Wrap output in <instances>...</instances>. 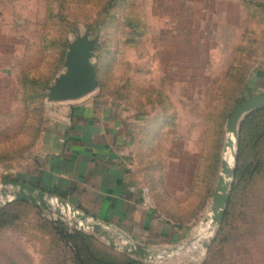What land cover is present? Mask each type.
<instances>
[{
    "label": "rangeland",
    "instance_id": "1",
    "mask_svg": "<svg viewBox=\"0 0 264 264\" xmlns=\"http://www.w3.org/2000/svg\"><path fill=\"white\" fill-rule=\"evenodd\" d=\"M84 34L97 38L89 93L143 115L145 185L159 212L187 223L169 245L82 223L51 195L15 197L64 100L48 92ZM263 59L264 0H0V264H264V107L242 116L237 141L227 126ZM229 137L236 159L215 219Z\"/></svg>",
    "mask_w": 264,
    "mask_h": 264
},
{
    "label": "crops",
    "instance_id": "2",
    "mask_svg": "<svg viewBox=\"0 0 264 264\" xmlns=\"http://www.w3.org/2000/svg\"><path fill=\"white\" fill-rule=\"evenodd\" d=\"M251 89L264 92V59L253 69ZM142 123V114L106 94L59 101L51 112L43 152L34 166L20 172V179L143 244L169 245L186 234L187 223L143 202L146 181L136 155Z\"/></svg>",
    "mask_w": 264,
    "mask_h": 264
},
{
    "label": "water",
    "instance_id": "3",
    "mask_svg": "<svg viewBox=\"0 0 264 264\" xmlns=\"http://www.w3.org/2000/svg\"><path fill=\"white\" fill-rule=\"evenodd\" d=\"M97 42V38L90 39L87 34L81 35L69 44V51L67 55L66 65L67 70L62 72L56 77L55 82L51 86L48 95L51 99H73L81 97L93 89L98 84V78L96 76L95 66L91 60L93 55V47ZM257 107H264V92H256L250 96L239 101L233 110L231 111L227 126L228 130L236 131L239 128V123L242 116L249 110ZM228 139L226 140V143ZM236 152V151H235ZM234 152V153H235ZM236 159V153L234 160ZM233 165L224 160L222 165V174L219 177L217 187L215 189L213 198L215 202V219H220L223 215L225 204L229 197V178L233 175ZM14 183L20 185V189L16 191V198H34L32 192L37 193V196L41 199L43 204L48 203V196L51 195L53 202L56 203L57 207L63 206L64 211L70 216H80L82 223H87L86 219L88 216H92L94 221L92 224L98 226L105 224V227L112 226L111 223L103 221L94 214H89L82 210L78 206L62 199L60 196L48 193L45 189L27 182L22 179L14 180ZM27 189V191L25 190ZM132 239L128 236V239ZM140 242V241H139ZM139 244V243H138Z\"/></svg>",
    "mask_w": 264,
    "mask_h": 264
},
{
    "label": "bare ground",
    "instance_id": "4",
    "mask_svg": "<svg viewBox=\"0 0 264 264\" xmlns=\"http://www.w3.org/2000/svg\"><path fill=\"white\" fill-rule=\"evenodd\" d=\"M228 131L233 133L236 137V131L235 130H228ZM226 144L229 145V147L227 148V153L225 155V158H226V161L229 163V165H231L230 162L233 159V153L235 152V141L232 137H229L228 142Z\"/></svg>",
    "mask_w": 264,
    "mask_h": 264
},
{
    "label": "built area",
    "instance_id": "5",
    "mask_svg": "<svg viewBox=\"0 0 264 264\" xmlns=\"http://www.w3.org/2000/svg\"><path fill=\"white\" fill-rule=\"evenodd\" d=\"M142 198H143V202L146 205L149 206H153V200H152V196H151V191H150V186L148 185H144L142 188Z\"/></svg>",
    "mask_w": 264,
    "mask_h": 264
}]
</instances>
